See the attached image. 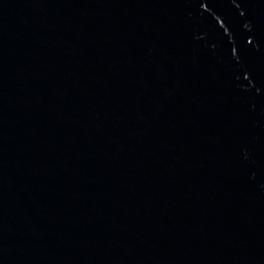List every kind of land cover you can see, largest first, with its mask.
<instances>
[{"label": "water", "instance_id": "1", "mask_svg": "<svg viewBox=\"0 0 264 264\" xmlns=\"http://www.w3.org/2000/svg\"><path fill=\"white\" fill-rule=\"evenodd\" d=\"M0 264H264V0H0Z\"/></svg>", "mask_w": 264, "mask_h": 264}]
</instances>
